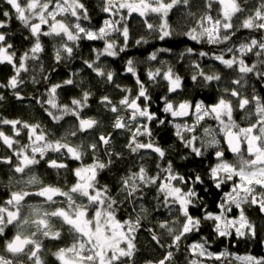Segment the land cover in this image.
<instances>
[{"label": "snow or ice", "instance_id": "snow-or-ice-1", "mask_svg": "<svg viewBox=\"0 0 264 264\" xmlns=\"http://www.w3.org/2000/svg\"><path fill=\"white\" fill-rule=\"evenodd\" d=\"M9 9L3 10L4 20H0V29H7L13 19L28 30L32 39L31 46L22 53L14 50V45L8 42V34L0 31V64L12 67L13 74L6 83H0V88H7L18 100L25 99L20 88L25 84L22 73L29 71L28 62L39 65L43 73L41 54L45 51L42 37L53 41L54 60L57 64L70 61L75 49L81 41H102L103 48H93L95 59L83 60V64L96 77L107 84H113L115 73L99 63L101 57H117L126 51L130 41L128 18L137 14L143 19V24L149 33H156L161 41L170 38L174 29L170 24V13L182 7L186 19L195 20V26L188 27L183 32L188 39L197 43L206 42L209 45H229L220 50L219 54L200 51V57H209L224 68L236 73L231 84L236 87H224L215 103L205 105L202 101L193 104L183 100L178 105L172 103L167 96L162 97L163 112L173 118L193 116L191 124H175V135L191 153L197 157L204 155L209 148L218 149L220 140L210 127L203 128V135H197V129L206 119L215 120L219 131L223 134L227 151L231 152L235 161L225 159V150H216L214 155L217 163L210 166L209 179L218 190H223L225 184L231 188L223 192L217 203L218 211H207L202 198L195 189L196 185L204 183L200 174L185 177L174 171L171 161L166 166L157 163L156 175L141 165L138 170L131 169L121 176L116 195L112 194L107 184L100 185L98 176L101 171L113 164V156L121 158V153L114 152L109 146L112 143V133H101L98 139L91 142L81 140L73 143L69 137H77L78 133H89L100 125V121L82 115L88 107L92 93L82 90L79 98L73 97L70 103H60L58 90L67 85L80 87L72 73L62 83L50 84L36 103L54 124H60L66 116L74 117L76 124L66 130L57 139H49L42 125L30 123L21 119L0 118V126H10L11 134L0 127V145H3L11 155L0 156V163L9 165L11 171L20 174L14 185H22L17 190L9 188L8 198L0 203V237L6 236V229L12 226L16 229L11 238L4 239L0 246V264H47L45 259L44 241H60L64 238V229L70 243L47 252L54 257L57 264H136L135 256L138 251L136 233L141 227V216L121 220L117 216L119 205L124 202L133 203L146 187L156 186L158 196L163 197L166 208L175 206L179 216L171 221L159 222V228L171 238L170 243L162 242V235L149 229L151 239L159 247L167 249L162 258L147 261V264H174V252L171 249L180 248V241L188 234L198 232L204 222H211L212 232L216 237L224 238L235 234L236 237H254L256 228L246 215L245 205L257 207L264 213V96L255 93L249 97L242 91L251 76L264 80V0H258L255 5L250 0H204V11L197 17L191 10V0H101V11L109 18L103 20L99 27L86 26L91 22L89 9L83 0H3ZM214 5H218L216 16L211 13ZM154 16L158 23L150 22ZM118 17V18H117ZM240 30L250 33H262L259 37L251 35L244 40L234 42L233 37ZM118 34L122 43L113 39ZM29 39V37H25ZM141 37L136 45L148 43ZM171 49L161 48L148 56V60H157L158 52H170ZM192 48L180 53V58L193 53ZM226 56L228 58H226ZM254 56L252 63L248 57ZM161 61V64H164ZM193 82L202 79L205 84L222 79L218 71L205 72L197 61H192ZM55 70V69H53ZM35 71V68H34ZM125 72L135 78L138 91L133 96L130 88H116L125 93L117 102L104 95L99 103L106 111L115 114L112 128L127 131L130 135L125 147L129 152L138 154L141 150H150L160 160L166 156V151L152 139L150 122L156 119L155 113L149 110L151 97L145 83L140 79L135 62L128 59ZM149 81L156 83L162 78L167 85L169 94L176 93L182 88V77L171 66L166 69L157 67L146 73ZM43 81H49L48 75H42ZM33 84L39 83L37 75L31 78ZM4 99L0 95V101ZM141 99L146 102L141 104ZM239 109L244 113L241 119H248L247 126H241L234 119V112ZM124 115H121V113ZM142 120L148 123L140 122ZM164 124V120L159 121ZM26 131L27 143L19 139ZM148 137L144 142L140 138ZM101 147L108 157L105 162L98 153ZM92 154V162L81 163L72 169L75 182L70 186L61 187L45 184L41 178L32 172L34 166L46 161L48 168L57 170L67 169L68 165L59 158H48L49 153H58L74 161H83L88 153ZM15 158V161L13 160ZM143 159V157H141ZM14 178L9 177V184ZM191 185V186H190ZM35 188V191L29 189ZM31 196L43 198V203L34 205L26 203ZM122 197V199H121ZM57 198H63L58 200ZM44 204L50 207H44ZM199 206L201 215L194 216L191 209ZM28 212L25 214L24 209ZM238 215L233 216V210ZM141 212L147 209L141 206ZM57 222L59 227H57ZM211 241L202 237L201 241L187 246V264H206L207 261H217L223 264L230 253L222 251L214 253L209 250ZM242 264H264V258L254 256H237Z\"/></svg>", "mask_w": 264, "mask_h": 264}, {"label": "trees", "instance_id": "trees-1", "mask_svg": "<svg viewBox=\"0 0 264 264\" xmlns=\"http://www.w3.org/2000/svg\"><path fill=\"white\" fill-rule=\"evenodd\" d=\"M86 6L89 9L91 22H86L87 26L99 27L103 20L108 18L106 13L101 11L102 3L101 0H83ZM258 0H250L251 5H255ZM218 5H214L212 15L216 16V9ZM9 9V6L6 5L3 0H0V20L5 18L2 16L3 10ZM191 10L196 13L197 17L205 10L204 9V0H191ZM184 9L182 7L174 9L170 13V24L172 25L174 34L170 38H166L161 41L157 38L156 33H149L145 25L143 24V19L136 14H133L128 18V24L130 29V41L128 48L125 52L120 53L117 57H101L99 63L103 66H106L108 70H111L115 73L113 84H107L102 81L100 78L96 77L86 66L83 64V60H93L95 59V53L92 51L93 48H103L102 41H81L80 46L75 49L74 55L70 61H65L63 63L57 64L54 60V49L53 45L48 43V39L42 37V41L45 47V51L41 54V63L43 65V73L39 72V65H34V62L29 61V71L27 73H22V78L25 82L29 83L28 87H22L20 93L22 95H32L37 97H42L45 89L53 83H62L63 80L68 79L72 73H78L75 77L77 83L83 81V84L80 87L67 85L62 89L58 90V96L60 103H70L71 98H79L82 94V90H89L92 95L88 101V107H86L82 115L85 118L92 117L100 121V125L96 127L89 133H78V136L73 138L69 137V140L73 143H79L81 140H84L86 143L91 142L93 139H98V136L101 133L108 134L112 133V143L109 146L114 152L121 153V158L117 159L113 156V164L104 169L99 173L98 180L100 185L107 184L112 191L113 195H116L119 190L118 181L121 176H124L131 169L132 171L138 170V168L143 165L149 171V174H153L155 154H151L150 161L146 156L138 154H133L125 147L129 137V133L124 130H115L112 128V122L115 118V114L106 111L104 107L99 103L100 98L104 95L110 96L114 102H117L125 93L121 92L116 88V84L121 85L124 88H130L132 90V95L135 96L137 93V85L135 83V78L131 74L125 72V63L128 59H133L135 66L137 68L138 75L140 79L145 83L148 93L151 97L149 103L150 111L157 112L158 114L163 111L164 103L162 97L167 96V86L162 82V78H158V82L152 83L148 81L147 71L149 69H155L157 67L167 68L171 66L173 70L179 74L182 79H184V85L178 90L176 98L189 99L193 104L197 101H203L206 104L213 103L217 96L218 91L222 92L224 87H231L230 84H222L219 88L213 87V85L200 84L191 82V76L193 75V69L191 67L192 61L195 58L198 59V62L203 64L205 72L218 71L222 76L223 82H229L236 77V73L224 68L218 62L212 60L209 57H204V60H200L198 53L200 51H205L210 53L219 54L220 50L226 48L229 45H209L206 42L197 45V42L188 39L183 32L187 30L188 27L195 26V20L186 19L184 17ZM150 22L158 23V20L154 16L149 17ZM27 30V29H26ZM19 21L15 20L14 14L13 19L9 22L7 29H1L13 33V38H8V42L14 45V50L17 53H22L26 51L32 44V39L30 34L27 33ZM20 31L22 32L20 34ZM17 34V35H16ZM21 35V36H19ZM255 35L259 37L262 33H250L248 30H240L233 37L234 42H239L246 39L247 37ZM29 37V39H25ZM144 37L148 39V43L136 45L135 41ZM113 39H117L118 43H122V37L114 35ZM192 48L194 54L185 55L183 59L180 58V53L184 52L187 48ZM167 48L171 49L170 52H158L157 60L150 61L148 56L157 52L158 49ZM226 58H228L226 56ZM248 62L252 63L255 60L254 56H249ZM161 61H164V64H161ZM1 66V65H0ZM35 68V71H34ZM55 69V70H53ZM0 83H6L7 79L13 74L12 69L7 68L6 66L0 67ZM36 74L37 80L39 83L33 84L31 82L32 76ZM42 75H48L49 81L45 82L42 79ZM199 81H202L200 79ZM251 81V84L245 85V88L242 90L245 95L251 96L253 90L256 94L264 96V80H257L255 76H251L248 79ZM235 87V86H234ZM10 92L7 91V88H0V95L4 96V99L0 101V113L7 118H21L22 120H27L30 123L33 121H39L42 127L49 132V139H57L65 133L66 130L70 129L77 122L74 117L66 116L60 124H54L48 116H44L36 107L35 100H31L30 103L24 105L23 103L17 102L12 99ZM142 102H144L141 99ZM121 115H124L122 112ZM160 115V114H159ZM244 116V113L241 112L238 108L234 112V119L241 125L247 126L249 123L248 119H241ZM246 123V124H245ZM153 128V125H151ZM204 127H210L212 130L215 129V125L211 121H206V124H202L199 127V132H203ZM159 144L166 148L168 157L172 153L175 154L173 161L175 164L176 171H180V174L185 176H194L196 174L203 175L200 173L199 169H202L205 162H210V157H201L191 154V158L183 157L190 153L187 148H185L182 143L178 141V137L175 135V128L171 125L165 124L164 127L159 130ZM214 132V131H213ZM215 133V132H214ZM182 154L181 157H176L177 154ZM88 156L91 155L89 152ZM100 158L107 161L108 157L104 154V149L101 147L100 152L98 153ZM143 157V159L141 158ZM86 160V159H85ZM168 160V159H167ZM185 166V167H184ZM0 168H6L5 164H0ZM7 175L5 170H2L0 176L3 178V181L7 182ZM8 176V175H7ZM213 189V188H209ZM153 191L151 188H144L141 195H139L133 203L124 202L119 205V210L117 212L119 218H135L137 215L141 216V227L136 233V245L138 249V254L136 253L137 264H147V261H156L162 258L166 249L159 247L151 239V233L148 231L152 229L160 222V209L155 205L157 203ZM212 195L216 196L214 190H211ZM209 192L205 195V203L211 205L212 209L207 208V210L217 211L214 207L215 201L209 199ZM122 199V197H121ZM141 206L147 209V212H141ZM246 215L252 221L256 228V235L246 236L243 238L231 236L230 241L226 242V238H221L219 241L217 239V247L213 250L215 253L222 251H227L230 255L224 259L223 264H242L241 261H236L235 257L233 259L232 255H251L256 258H264V215L259 212V209L256 207H251L245 205ZM176 213V211H175ZM238 215L237 213H234ZM177 214H175L176 216ZM178 216V215H177ZM207 224V222H204ZM159 229L158 231H161ZM164 231V230H163ZM208 234V233H207ZM208 239L211 238L208 236ZM182 255V257H181ZM174 264H187V256L182 251H177L174 249ZM139 262V263H138ZM220 264V263H217Z\"/></svg>", "mask_w": 264, "mask_h": 264}, {"label": "flooded vegetation", "instance_id": "flooded-vegetation-1", "mask_svg": "<svg viewBox=\"0 0 264 264\" xmlns=\"http://www.w3.org/2000/svg\"><path fill=\"white\" fill-rule=\"evenodd\" d=\"M135 14V13H134ZM107 15V17H108V14H106ZM133 15V14H132ZM85 23V25L87 26V24H86V22H84ZM21 27H23L22 25H21ZM24 28V27H23ZM25 29V28H24ZM26 30V29H25ZM0 31H1V29H0ZM27 31V33H29L28 32V30H26ZM23 31H20V34L22 33ZM24 34H25V32H23ZM7 34H8V38H13L14 36H13V33H10V32H7ZM17 35V34H16ZM19 36H21V35H19ZM44 38H47L48 39V43L49 44H51V46L53 45V41H52V39L51 38H48V37H44ZM86 41V40H85ZM201 43H197V45H200ZM54 53V52H53ZM193 54H194V52H193ZM192 54V55H193ZM199 58H200V60L202 61V60H204V57H200L199 56ZM194 61H197L198 62V59L197 58H195L194 59ZM201 64V63H200ZM1 66L0 67H2V66H6L7 68H10V69H12V67L10 66V65H8V64H0ZM201 66H203V64H201ZM2 70H0V72H1ZM13 71V70H12ZM149 81V80H148ZM182 81H183V84H182V86L184 85V79H182ZM151 82V81H150ZM162 82L163 83H165V85H166V82H164L163 80H162ZM191 82L193 83V84H195V82H193L192 80H191ZM200 84H204V86H206V84H205V82L202 80V81H198ZM153 83V82H152ZM28 84L29 83H27V82H25V84L24 85H22L21 86V88L24 86V87H28ZM224 85V84H230V88H232V87H234L235 85H232L231 84V80H230V83L229 82H223L222 80L221 81H219V82H215V81H213L211 84H209V85H213V87H216V88H219V89H221V85ZM248 84H251V81H248ZM167 86V85H166ZM236 87V86H235ZM21 88L19 89V90H21ZM7 91L8 92H10L9 93V95L10 94H12V91L10 90V89H7ZM138 91V90H137ZM180 91V90H179ZM178 93V91L176 92V93H171V94H169L168 92H167V97H168V99L172 102V103H174V104H176V105H178L181 101H183V100H189V99H182V98H176V94ZM221 94H223L221 91L219 92L218 91V93H217V96H216V98H215V101L213 102V103H215L216 102V100L218 99V97L221 95ZM22 95V94H21ZM24 96V95H23ZM11 97H12V99L13 100H15V101H17V102H20V103H23L24 105H26V104H28V103H30V101L31 100H35L34 102L36 103V99H34L33 97H36V98H40V97H37V96H32V95H30V96H28V95H25L24 97H25V99L24 100H22V101H18L13 95H11ZM190 101V100H189ZM203 102V101H202ZM140 103L141 104H144V103H146V102H142V101H140ZM204 103V102H203ZM205 105H208V104H206V103H204ZM209 104H212V103H209ZM149 106V105H148ZM36 107L38 108V110L44 115V116H47L46 114H45V112L43 111V109L41 108V106L39 105V104H37L36 103ZM149 110H150V107H149ZM152 113H155V112H152ZM160 114V115H159ZM155 113V115H156V119L155 120H153L152 122H150V124H149V126H150V128H151V131H152V133H153V135H152V137H151V139L156 143V144H158L160 147H162L163 149H165V151H166V156H165V158L163 159V160H160L159 159V157L155 154V153H153V152H151L150 150H141V152H140V155H143V156H146V157H148L149 159H146V161H150V158H151V154L153 155V154H155V161H154V168H153V174L152 175H156L157 174V171H158V169H157V167H156V165H157V163H159V164H161L162 166H166L167 165V163L169 162V161H171V163H172V166H173V169H174V171H176V169H175V164H174V161H173V157L172 156H174L175 157V154H173L172 153V156L170 155L169 157H168V153H167V150H166V148L165 147H163L162 145H160L159 144V129L160 128H162V127H164V125L165 124H168V125H171V126H173L174 127V125L175 124H183V123H189V124H191L192 122H193V120H194V117L193 116H189V117H177V118H173L170 114H168V113H164L163 111H161L160 113ZM0 118H7V117H4L1 113H0ZM8 119H21V118H15V117H12V118H8ZM22 120V119H21ZM51 120V119H50ZM160 120H164L165 121V123L164 124H160L159 123V121ZM25 121H27V120H25ZM52 121V120H51ZM206 121H211L214 125H215V129H213V131L215 132V134H216V138L218 139V140H220V145H219V148L218 149H214V148H209V149H207L206 151H205V153H204V156L205 157H210V162H205V164H204V166H203V168L202 169H199L201 172L200 173H202L203 175H201V177L203 178V180H204V183L203 184H200V185H196L195 186V189H196V191L198 192V194H199V196L202 198V200H203V204L204 205H206L207 206V208H210V209H212V207H211V205H207L206 203H205V195H206V193H208L209 192V196H207V197H209V199L213 202V201H215V203L213 204L214 205V207H215V209H217V207H216V205H217V203L221 200V197H222V195H223V192H227V191H229L230 190V188H231V184L230 183H228V184H225L224 186H223V190L221 191V190H218V189H216L215 187H214V185H213V182L209 179V176H208V171H209V168H210V166H214L216 163H217V161H216V158H215V155H214V153H215V151L216 150H225V159H227L228 161H230V162H234L235 161V157H234V155L233 154H231L230 152H228L226 149H227V147H226V144L224 143V138H223V134L222 133H220V131H219V125H218V123L215 121V120H212V119H206L205 121H203L202 122V124H206ZM29 122V121H28ZM37 122H39V121H33L32 123H37ZM140 122H143V123H148L147 121H145V120H142L141 119V121ZM40 123V122H39ZM246 124V123H245ZM151 125H153V128H152V126ZM0 127H2L6 132H8L9 134H11V129H10V126H0ZM175 128V127H174ZM176 130V129H175ZM197 135H203V132L202 133H200L199 132V128L197 129ZM20 140H21V143H27V137H26V131H25V133L24 134H22V136L19 138ZM142 141H144V142H147L148 141V137H146V136H144V137H141L140 138ZM178 141L180 142V140H179V138H178ZM181 143V142H180ZM183 145V144H182ZM188 151L190 152V153H188V155L186 154V155H184L183 157H188L189 159L191 158V151H190V149H188ZM4 155H11V152L10 151H8L6 148H4V146L3 145H0V156H4ZM183 155V153L181 154H177L176 155V157H181ZM48 158H59V159H61L64 163H66L67 165H68V168L67 169H61V170H59V174H58V172H57V170H55V169H50V168H48V166H47V163H46V161H42L39 165H36V166H34L33 167V169L31 170L32 172H34L35 174H37L40 178H41V180L43 181V183H45V184H54V185H58V186H61V187H65L66 185L67 186H70L72 183H74L75 182V177L72 175V169H74V168H76V167H78V166H80V164L81 163H84V164H89V163H91L92 162V154L91 155H85V157H84V159H83V161L81 162V161H74V160H71V159H68L66 156H61L60 154H58V153H49L48 154ZM86 159V160H85ZM168 159V160H167ZM13 160L15 161V158L13 157ZM0 164H3V163H0ZM5 166H6V168H0V173L2 172V170H5L6 171V173H7V175L4 177V178H6L7 177V182L5 183L4 181H3V178L0 176V203H2L4 200H6L7 198H8V192H9V188H12V190H17L19 187H22V185H14V181H15V179H19L20 178V174H16V173H14V172H12L11 171V168H10V166L9 165H6L5 164ZM185 167V166H184ZM176 172H180L179 170L178 171H176ZM181 175H183V174H181ZM10 176H12L13 178H14V180H13V184L12 185H10L9 184V177ZM185 176V175H184ZM195 176V175H194ZM185 177H190V176H185ZM191 186V185H190ZM213 188V189H210L209 190V188ZM147 188H151V190L153 191L152 193L154 194L153 196H154V198H155V200H156V202L155 203H157L155 206L158 208V209H160V211L159 212H161L160 214V222L161 221H164V220H169V221H171V220H173V219H175V218H177L178 216H179V213L178 212H176L175 213V206H173V207H171V208H166V207H164V205H163V197L162 196H158V193H157V191H156V186H151V187H147ZM30 191H35L36 189L35 188H31V189H29ZM211 190H214L215 191V193H216V196L214 197V195H212V192H211ZM139 195H141V193L140 194H138V196ZM58 200H62L63 198H57ZM26 203H30V204H34V205H40L41 203H43V198H41V197H37V196H31V197H29V198H27L26 199ZM44 207H50L49 205H47V204H44ZM257 208V207H256ZM207 210V209H206ZM207 211H211V212H213V213H216L217 211H218V209H217V211H213V210H207ZM24 212H25V214H27V212H28V209L27 208H25L24 209ZM238 211L237 210H233V212L231 213V215H235L234 213H237ZM191 213H192V215H194V216H200L201 215V208L199 207V206H197V207H194V208H192L191 209ZM175 214H177L176 216H175ZM262 214V213H261ZM263 215H264V213H263ZM117 216H118V214H117ZM119 218V217H118ZM119 219H121V220H124V219H128V218H119ZM159 225V224H158ZM157 225V227H154V231L155 232H157L158 234H161L162 235V242L163 243H170L171 242V238L169 237V236H167V234H166V232H164L163 230H161V231H158L160 228H159V226ZM60 225H59V223L57 222V227H59ZM16 231V229L15 228H13L12 226H9L7 229H6V236L5 237H0V246H2V243H3V240L4 239H8V238H11V236L14 234V232ZM64 232H65V236H64V238L63 239H61L60 241H49V240H45L44 241V245H45V253H44V255H45V259H46V261H47V264H57V262L55 261V259H54V257H52L50 254H48V252H47V250L48 249H51L52 251H54L57 247H60V246H65L66 244H68V243H70L71 241H70V239L68 238V236H67V229L65 228L64 229ZM208 233V234H207ZM208 236L211 238V243H210V246H209V250L210 251H212V252H214L213 250H211V249H214V248H216L218 245H217V243H216V241H217V239L220 241L221 240V238H219V237H216L215 236V234L212 232V224H211V222H207V224H202V226H201V228H200V230L198 231V232H193V233H190V234H188V236L186 237V238H182V240L180 241V248H179V251H182V252H184L185 254H186V256L188 257V251H187V246L188 245H190L191 243H194V242H197V241H201V238L202 237H205V238H208ZM233 237H234V234L232 235ZM226 238V242H229L230 241V239L229 238H231V236L230 237H225ZM167 250V249H166ZM173 252H174V249H171ZM215 253V252H214ZM137 254H138V251H137ZM181 257H182V255H181ZM135 261H136V264H137V259H136V256H135ZM139 263V262H138Z\"/></svg>", "mask_w": 264, "mask_h": 264}, {"label": "rangeland", "instance_id": "rangeland-1", "mask_svg": "<svg viewBox=\"0 0 264 264\" xmlns=\"http://www.w3.org/2000/svg\"><path fill=\"white\" fill-rule=\"evenodd\" d=\"M136 15H137V14H136ZM137 16H138V15H137ZM108 18H109V17H108ZM117 18H118V17H117ZM116 35L119 36L118 34H116ZM237 256L243 257V256H248V255H235V256H234V254L232 255L233 259H234V257H235V260H236V261H240V260H237V259H236ZM217 263H220V264H221V262H217V261H207V262H206V264H217Z\"/></svg>", "mask_w": 264, "mask_h": 264}, {"label": "water", "instance_id": "water-1", "mask_svg": "<svg viewBox=\"0 0 264 264\" xmlns=\"http://www.w3.org/2000/svg\"><path fill=\"white\" fill-rule=\"evenodd\" d=\"M226 147H227V145H226ZM231 153V152H230ZM232 154V153H231ZM263 214V213H262Z\"/></svg>", "mask_w": 264, "mask_h": 264}]
</instances>
